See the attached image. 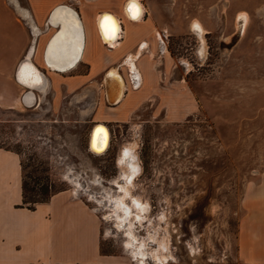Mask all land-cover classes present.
<instances>
[{"label": "rangeland", "instance_id": "374dc122", "mask_svg": "<svg viewBox=\"0 0 264 264\" xmlns=\"http://www.w3.org/2000/svg\"><path fill=\"white\" fill-rule=\"evenodd\" d=\"M147 1L155 74L139 87L131 62L122 60L119 121L99 116L109 110L103 90L97 112L89 97L51 94L38 108L0 109V146L19 151L29 187L39 178L72 193L69 178L80 182L75 197L101 218V251L123 264H138L125 246L127 232L144 264H242L241 197L264 172V0ZM194 19L205 34L199 24L197 36L191 31ZM97 123L110 130L99 155L89 148ZM119 185L130 192L124 203L142 212L136 219L129 214L135 208L124 206L118 227L104 213L123 196Z\"/></svg>", "mask_w": 264, "mask_h": 264}, {"label": "crops", "instance_id": "0c3cea01", "mask_svg": "<svg viewBox=\"0 0 264 264\" xmlns=\"http://www.w3.org/2000/svg\"><path fill=\"white\" fill-rule=\"evenodd\" d=\"M126 2L25 0L24 7L18 0H0V109L27 106L25 99L30 97L34 104L46 101L51 94L81 92L92 84L96 91H102L104 73L114 66L120 70L126 57L132 65V82L140 80L139 87H148L155 74L150 55L154 33L151 8L147 0H132L130 6ZM72 14L76 18L70 22ZM108 18L121 23L114 44H107L112 48L105 44L99 27L101 19L109 23ZM72 22L77 27L80 53L70 74L57 68V63L48 62L46 54L54 39L58 45L52 47L53 53L58 50L65 55L70 51L68 25ZM195 24L205 34L197 19L192 21L191 31L199 33ZM145 48L148 52L144 53ZM22 69L37 71L45 82L33 87L24 84L18 79ZM119 102L99 116L119 121ZM241 207L236 235L238 259L242 264H264V172L245 185ZM0 264L123 263L118 256L101 251V218L86 200L61 190L33 208L24 205L20 156L13 149L0 147Z\"/></svg>", "mask_w": 264, "mask_h": 264}, {"label": "bare ground", "instance_id": "6f19581e", "mask_svg": "<svg viewBox=\"0 0 264 264\" xmlns=\"http://www.w3.org/2000/svg\"><path fill=\"white\" fill-rule=\"evenodd\" d=\"M57 10H55V12ZM67 11H68L67 13H72L68 9H67ZM22 12H23L24 16L28 15L27 11H25L24 9H22ZM70 18H72V19H70V22H71L76 17L74 16V14H72ZM112 18H108L107 19L109 21V23H107L106 19L101 20V22L99 23L100 32L102 34L103 40L106 43H108V44H114L113 40L115 38V34L119 31V26H118V23H117L116 19L113 20ZM68 26H69V28H68L69 31L68 32H70V37L69 38H71V40H70V46H71L70 51H68L67 54H65V55L57 53L58 50L55 53H53L54 49L52 51V47H56L58 45V41L56 39H54V41L51 43L49 52H47V54H46L47 61L51 62V63H52V61L57 63L55 66L57 68L61 69V71H63V72H68V71H70L73 68L72 65H73V63L76 60H78L79 53H80V50L77 48L78 44L80 42L78 37H77V33H76L77 27H76L74 22L70 23ZM193 27L197 28L198 25L195 24ZM201 33L204 34V30L203 29H201ZM198 47H200V45ZM197 53H198V49H197ZM202 57L203 56L200 55L201 59H202ZM52 67H54V65ZM18 75H19L18 79L21 82H23L26 85L32 86V87L36 86V84L38 82L40 84L45 82L44 77L40 73H38L37 71H32V72L28 73V72H25V70L22 69V70H20L18 72ZM102 83H103L105 98H106L107 102L109 104H111V105L118 103L121 100V98L123 97V93L125 91V86H126L125 85V81H124L123 77L120 75L119 71H117V69L115 67H113V68L111 67L110 70L106 72V74H105V76H104V78L102 80ZM91 86L93 87L94 85L92 84ZM92 87H88V88L84 89L83 91H81L80 93H78L76 95V98L79 99L82 96L89 95V94L95 96V89H92ZM28 88L30 90V87H28ZM25 103L27 104V106H31V104L33 103V98L32 97L26 98L25 99ZM108 142H109V131H108L107 127L105 125H103V124L96 125L94 127V129L92 130V133H91V136H90V142H89L90 150L93 153L97 154V155L103 154L104 151L108 147ZM127 152L131 153V151H127ZM122 167H124L125 169L127 168V166H125V165L122 166ZM125 169L122 170L123 175L121 176V178L123 177L124 179L127 180L129 178V176H130V171L129 170H125ZM69 180L72 182V184L74 186V189L72 190V193H73L74 196H77V192L79 190H81V191L84 190V188L82 186H80L81 185L80 182L76 181L75 178H73V179L69 178ZM113 184H117V181L115 180L113 182ZM119 186H120V189L123 190V192L125 190L124 188L127 187V186H121V185H119ZM127 189H129V188H127ZM129 193L127 194V193L124 192L123 196L115 197L113 199V200H115L114 206L109 210L112 213H108V215H105V213H104V217H106L107 219H109L112 216L115 217L114 221L116 223V226L120 225L122 220H123L121 215H120L121 213H118V211L124 212L126 210V209H124V206H125V208L127 207V209H129L131 206H132L131 208H133V209L135 208V211L133 210V212H130L129 214L131 216L135 217L136 219L138 218V215L142 212L139 208H137L135 206V204L134 205L133 204L130 205L129 203H126V202L124 203V199L128 197ZM97 202L100 203V201H97ZM130 224H131V222H130ZM130 233L127 232V234H126L128 239H127V241L125 240L126 241L125 242V246L126 247H130V253H129L131 255L130 257H132L134 260H136L138 264L139 263L140 264H144V262H145L144 258L145 257L143 258V255H141L139 253L137 255L134 252V248H136V247H134V248L132 247V243L131 242L133 240H131ZM163 244H165V243H163ZM152 259L156 260V261H164L166 259V255L160 254V255L157 256V255L153 254L152 255Z\"/></svg>", "mask_w": 264, "mask_h": 264}, {"label": "trees", "instance_id": "16d2710c", "mask_svg": "<svg viewBox=\"0 0 264 264\" xmlns=\"http://www.w3.org/2000/svg\"><path fill=\"white\" fill-rule=\"evenodd\" d=\"M2 147V146H0ZM18 155H20L18 150H14ZM20 164L22 167V203L29 208H33L36 204L46 202L49 200L50 196L56 191L52 189V185L48 183H43L38 178L32 184V186H28L24 178V163L20 158ZM30 191V194L28 192Z\"/></svg>", "mask_w": 264, "mask_h": 264}, {"label": "flooded vegetation", "instance_id": "af4514ba", "mask_svg": "<svg viewBox=\"0 0 264 264\" xmlns=\"http://www.w3.org/2000/svg\"><path fill=\"white\" fill-rule=\"evenodd\" d=\"M128 3V5L130 6L131 4H132V0H127V2H126V4ZM125 4V5H126ZM132 12V11H131ZM129 18V17H128ZM131 18V17H130ZM102 20V19H101ZM119 23V32L118 33H120L121 32V30H120V22H118ZM195 34H196V36H197V32H195ZM118 36V35H117ZM117 38V37H116ZM106 45H107V43H105ZM109 48H112V46H110V45H107ZM147 47V46H146ZM162 50H163V52H166L167 51V49H166V47H162ZM125 60H127V58L125 59ZM125 60L123 61V62H125ZM128 61H130L129 59H128ZM122 65H125L124 63L122 64ZM125 66H127V65H125ZM115 68H117L116 66H114ZM111 68V67H110ZM118 69V68H117ZM110 70V69H109ZM108 70V71H109ZM70 72H73V71H68L67 73H70ZM133 72H135L134 71V69H133ZM119 73H120V71H119ZM71 74V73H70ZM106 74V73H105ZM120 75L122 76V74L120 73ZM123 77V76H122ZM123 79H124V77H123ZM102 80H103V78H102ZM125 81V80H124ZM103 87V85L101 86V88ZM92 89H95V87H92ZM103 90V95H104V101H105V108L106 109H109L110 107H113L114 105H116V104H109L108 102H107V100H106V98H105V93H104V88L102 89ZM98 91V92H97ZM95 90V96H93V95H91V94H89V95H84V96H82L81 98H79V99H86L87 97H89V99L91 100V103H92V105H91V107H93V105H94V107H93V111L94 112H97L96 111V109H97V105H98V102H99V99H100V92H101V90ZM80 92V90H78V91H71V92H67V93H69V95H70V98H72V99H75L74 97L76 96V94L77 93H79ZM97 96V97H96ZM48 97H49V95H48ZM43 103H46V102H44L43 100L42 101H37L36 103H34V104H31V106H26V105H24V106H26V107H34V108H38V107H40ZM108 104V105H107ZM100 108H102V107H100ZM96 121V120H95ZM106 121H109V122H114V121H112V120H106ZM97 122V121H96ZM95 122V123H96ZM98 124H101V123H97V124H93V129H94V127L96 126V125H98ZM117 125V124H116ZM107 126V125H106ZM108 127V126H107ZM92 129V130H93ZM108 130H109V128H108ZM91 133H92V131H91ZM109 133H110V130H109ZM91 136V135H90ZM109 139H110V134H109ZM90 142V141H89ZM109 142H110V140H109ZM109 142H108V145H109ZM90 148V147H89ZM108 148V147H107ZM19 156H21V154L19 155ZM104 181V180H103ZM104 182H106L107 183V181H104Z\"/></svg>", "mask_w": 264, "mask_h": 264}, {"label": "water", "instance_id": "95a60500", "mask_svg": "<svg viewBox=\"0 0 264 264\" xmlns=\"http://www.w3.org/2000/svg\"><path fill=\"white\" fill-rule=\"evenodd\" d=\"M131 18H133V19H137L138 17H136V18H134V17H131ZM104 76H105V73H104V75H103V78H104Z\"/></svg>", "mask_w": 264, "mask_h": 264}, {"label": "built area", "instance_id": "2783aa9c", "mask_svg": "<svg viewBox=\"0 0 264 264\" xmlns=\"http://www.w3.org/2000/svg\"><path fill=\"white\" fill-rule=\"evenodd\" d=\"M108 44V43H107Z\"/></svg>", "mask_w": 264, "mask_h": 264}, {"label": "snow or ice", "instance_id": "6c2138e0", "mask_svg": "<svg viewBox=\"0 0 264 264\" xmlns=\"http://www.w3.org/2000/svg\"><path fill=\"white\" fill-rule=\"evenodd\" d=\"M134 10V9H133Z\"/></svg>", "mask_w": 264, "mask_h": 264}]
</instances>
